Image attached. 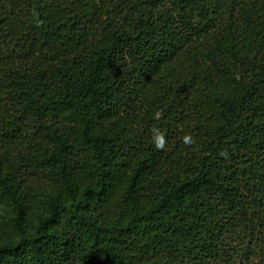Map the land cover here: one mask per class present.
Wrapping results in <instances>:
<instances>
[{
    "label": "trees",
    "instance_id": "16d2710c",
    "mask_svg": "<svg viewBox=\"0 0 264 264\" xmlns=\"http://www.w3.org/2000/svg\"><path fill=\"white\" fill-rule=\"evenodd\" d=\"M0 264H264V0H0Z\"/></svg>",
    "mask_w": 264,
    "mask_h": 264
},
{
    "label": "clouds",
    "instance_id": "9594fccd",
    "mask_svg": "<svg viewBox=\"0 0 264 264\" xmlns=\"http://www.w3.org/2000/svg\"><path fill=\"white\" fill-rule=\"evenodd\" d=\"M163 145H162V142H157V144H156V147L157 148H160V147H162Z\"/></svg>",
    "mask_w": 264,
    "mask_h": 264
}]
</instances>
